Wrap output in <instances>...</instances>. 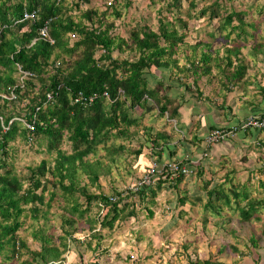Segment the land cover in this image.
Masks as SVG:
<instances>
[{"label":"trees","instance_id":"obj_1","mask_svg":"<svg viewBox=\"0 0 264 264\" xmlns=\"http://www.w3.org/2000/svg\"><path fill=\"white\" fill-rule=\"evenodd\" d=\"M168 1L149 0L148 6L162 2L155 7L159 14L156 29L135 25L124 29L122 36L116 21L122 16V9L129 8L130 0H110L109 4L106 1L102 9L81 8L80 4L89 0H0V92L7 95L12 90L14 94L13 99L0 98V117L4 126L7 124L5 130L0 126V252L5 260L19 259L17 264H62L64 253H69L70 258L79 256L89 250L93 241L98 249L103 233L108 234L114 226L133 217L137 207L151 216L150 206L162 191L175 195L172 221L185 215L193 205L200 206L203 223L207 212L218 216L224 208L236 210L243 221L257 216L262 196L251 198L246 183L232 182L231 170L225 171L223 180L217 182L211 163L221 152L232 151L234 139L248 142L242 147L244 150H249L251 144L264 150V139L259 138L264 131L260 129L238 130L234 136L208 145L195 137L192 143L197 147L200 144L201 153L194 161L179 160L191 169L188 175L166 174L164 170V177L157 176L149 186L133 189L139 177L123 189L114 184L111 169L121 165L120 159L141 164L142 148H148L150 159L161 163L177 162V152L190 147L180 143L184 136L170 143L180 105L177 95L170 93L171 83L201 101L197 81L202 77L215 81L213 96H220V100L212 95L204 100L217 108L227 107L241 96L246 97V102L254 99L264 103V36L254 34L259 20L245 19L250 6L243 10L226 7L224 0L188 1L185 19L205 21L200 24L201 36H224L220 55L218 47L213 54L210 52V41L205 42L204 38L192 45L187 42L188 23L180 16L179 0ZM25 10H34L36 17L19 21ZM258 12H264V2ZM47 17L51 18L48 31L53 44L42 40L31 43L36 28ZM249 39L256 40L251 45L257 58L253 66H262L259 77L252 81L245 77L249 65L240 55V48ZM186 49L190 52L186 53ZM114 51L126 55L119 58L113 55ZM17 65L31 73L22 79V88L13 87L19 76ZM46 93L51 98L46 99ZM78 93L79 98L94 97L89 103L73 101ZM262 111L258 114H264ZM14 117L32 123V129ZM161 119L162 126L156 128L153 123ZM170 120L174 127H169ZM215 127L221 126L211 125L209 130ZM135 134V145L129 146ZM15 137L30 148L35 145L34 151L48 159L44 156L37 164L15 171L10 150ZM63 143L68 150L60 147ZM98 149L103 150V155L95 157ZM206 172L208 178L204 177ZM125 173L130 174L128 170ZM101 177L109 179L107 192L100 185ZM187 177L193 179V192L183 186ZM199 178L200 185L196 183ZM83 179L86 181L81 183ZM256 182L264 193V177ZM53 199L62 212L58 216L56 242L45 223L38 222L39 218L47 220V208ZM93 208L96 212L91 215ZM102 209L105 211L99 219L97 212ZM27 213L31 223H37L31 230L32 237L40 242L37 249L29 248L18 233ZM261 232L264 234V227ZM249 240L254 246L256 240ZM89 264H95V259ZM187 264L225 263L195 258L187 260Z\"/></svg>","mask_w":264,"mask_h":264},{"label":"rangeland","instance_id":"obj_2","mask_svg":"<svg viewBox=\"0 0 264 264\" xmlns=\"http://www.w3.org/2000/svg\"><path fill=\"white\" fill-rule=\"evenodd\" d=\"M106 1L109 0H89L88 3L83 5L80 4V6L81 8L91 6L102 9L104 5H106ZM133 1H135V4L133 6L130 5L127 9H122V16L116 21V25L119 27L118 31L122 33V36L124 29L128 27L131 28L135 25L140 26L141 24H145L149 25L152 29H156V16L159 14H157L155 7L162 5V2L146 8L139 6L143 1L146 2L149 0H132V2ZM188 1L189 0H179V6L182 11L180 16L182 19L186 18L185 12ZM263 2L264 0H251L249 4L248 0H224L226 7L232 6L237 9L245 10L249 9L250 6L245 19L248 21L259 20V23L255 24V36H264V12H258L259 6L263 4ZM201 4L202 2L199 1V5ZM138 17L142 18L143 21ZM185 20H187L189 29V31L187 30L186 39L190 45L194 44L195 40L197 41L204 38L205 42L210 41V52L213 53L219 42L224 40V36L220 35L216 37L214 35V38L206 35L201 36L203 35V28L200 24L205 22L204 20L193 18ZM215 33L217 34V32ZM223 33L224 32H221L220 34L222 35ZM125 35L124 33V36ZM249 40L253 41L254 39ZM199 49L200 48H197L196 52H198ZM185 52L189 53L190 51L186 49ZM113 55L120 58L126 55V53L123 52L122 54H118L114 51ZM171 85L177 87L176 83H171ZM201 101L203 100L201 99ZM162 120L163 119L156 120L153 123L155 127L160 128L162 126ZM169 122H171L169 127H174L173 121L170 120ZM177 126H180L179 122ZM130 129L133 131L135 130L132 127ZM136 137H138L137 134H135L134 140H131L129 146L135 145ZM259 138L264 139V134L260 133ZM234 140L232 143V151H228V153L221 152L220 156L215 158V161L211 163L214 179L217 182L222 181L224 172L231 170L229 177H232V182L246 183V188L251 198L262 196L263 202L258 209L257 216L254 215L249 220L243 221L238 216L236 210L224 208L220 210V215L218 216L210 215V213L207 212V221L203 223L201 220L202 211L200 206L193 205L187 210L188 212H186L185 215L172 221L171 215L175 212V207H173L175 204V195L162 191L155 197V203L150 206L152 210L151 216H146L144 208L137 207L136 214L133 217L114 226L108 234L103 233L104 237L101 238L98 249H95V242L93 241L89 250H86L79 256L70 258L69 253H64L61 259L62 264H89L93 259H95V264H187V260H194L195 258L208 259L211 263H213V261H221L225 264H264V234L261 232V229L264 227V193H262L261 187H258V183L256 182V180H262L264 177L261 171L264 167V150L263 148L256 149L252 144L249 150H244L242 147H245L244 144L248 142L246 140ZM235 143H237L239 147L236 146ZM60 147L68 150V146L65 143L61 144ZM34 148L35 145L30 148L29 145L23 142L19 137H15V139L10 142V150L14 157L15 171L20 172L24 170L25 165H35L40 158L45 156L43 153L35 152ZM149 152L148 148H142L143 154L140 158L142 160L141 164H139L137 160L133 161L129 159L130 163H128L120 159L119 162L121 165L111 169L112 177L115 181L114 184L123 189L122 187L124 185H129L143 175L145 172L144 169L147 168L154 159H150ZM125 154L124 156H126ZM101 155H103V150L98 149L95 153V157H100ZM45 158L48 159L47 156H45ZM126 165L127 168H125ZM126 170H128L130 174H126ZM204 177H209L208 172L204 174ZM201 179L202 178L197 179L196 183L198 185L201 184ZM108 180L107 178H100V185L104 192L108 191ZM85 181L86 180L83 179L81 183ZM192 183L193 179L187 177L185 178L183 186L186 187L188 191L193 192L194 187ZM179 186L182 187V184ZM203 199L204 198L201 200ZM57 204V201L53 199L50 202L51 206L47 208V220L42 218L38 220V222L41 221L45 223L47 227L46 230L48 229L47 231L53 234V240H55V242L59 234L58 216L62 214ZM104 211L105 209L100 210V212L98 210L97 216H99V219ZM95 212L96 210L93 208L91 210V215ZM36 225L37 223H31L29 213H27L23 226L18 230L20 237L23 238L26 245L31 249H37L40 243L31 235L32 226L34 227ZM97 227L96 225L95 229H97ZM82 231L84 233L83 236H86V225H83ZM250 238L256 240L254 246H252L249 240ZM80 239H82V237ZM92 246L94 247L92 248ZM5 253L7 255V252ZM18 260L19 259L16 258L5 260L3 251L0 252V264H17Z\"/></svg>","mask_w":264,"mask_h":264},{"label":"crops","instance_id":"obj_3","mask_svg":"<svg viewBox=\"0 0 264 264\" xmlns=\"http://www.w3.org/2000/svg\"><path fill=\"white\" fill-rule=\"evenodd\" d=\"M122 2V0H120ZM130 5H134L135 1L132 2ZM149 1L142 2L139 7H146L148 8ZM139 18V17H138ZM217 41V40H216ZM219 42V41H218ZM227 42V41H226ZM256 40H249L245 45H243L240 48L241 56L243 60L248 63V68L245 72V77L248 78L250 81H252L255 78L259 77V72L261 71V65L260 63H257L255 68L253 66V61L257 60L255 58L254 49L251 48V45L254 44ZM200 44V43H199ZM217 44V43H216ZM219 48L218 54L223 55L221 52V45L220 42L217 46ZM216 49V48H215ZM199 54V51L197 52ZM213 54V53H212ZM197 88L201 91V99L200 100L194 98L188 90L184 89L182 86L175 85L172 86V91L170 93L177 95L176 102L180 104L179 112H178V118L176 124V131L175 134H172V140L170 143H174L177 140H180L179 138L184 136V140L180 141L184 142L187 147H189L185 152L181 153V149L177 152V154L174 156V158L180 160L189 158L191 160H195L198 155L201 153L198 149L199 147L195 146L192 143V140L196 138L203 139V136L205 133L209 130V127L211 125L213 126H222V125H232L237 120H241L247 115L250 114H258L264 109V103H258L257 100H250L245 101V96H241L240 98H236V100H233V104L225 106L224 108H217L215 106H212L211 104L207 103V100L205 99V96H213L215 89H217V83L215 81H209L205 80L204 77H202L199 81H197ZM249 94V89L246 90ZM210 98V97H209ZM213 98L216 99V101L220 100V96H213ZM205 101V102H204ZM264 111V110H263ZM262 111V112H263ZM178 122L180 123V126L178 125ZM157 128V127H156ZM264 134V132H261ZM164 159L168 160L167 155L163 154ZM173 158V159H174Z\"/></svg>","mask_w":264,"mask_h":264},{"label":"built area","instance_id":"obj_4","mask_svg":"<svg viewBox=\"0 0 264 264\" xmlns=\"http://www.w3.org/2000/svg\"><path fill=\"white\" fill-rule=\"evenodd\" d=\"M110 0L107 1V4H109ZM36 17V12L34 10L31 11H23L22 17L19 21H25V20H32ZM51 21L50 17L45 18L42 23L36 28L35 31V37L31 40V43H33L35 40H42L47 42L48 44H53V39L49 35L48 31V25ZM57 64V62H56ZM17 71L19 73V76L16 79V82L13 87H19L22 88V79L25 78L26 76H30L31 73L28 71H23L20 69V67L17 65L16 66ZM118 93H121V90H118ZM80 93H78L77 97H74L73 101H82V100H87L88 103L92 100L94 96H88L85 98H79ZM0 98L4 99H13L14 94L13 91H9V93L3 94L0 92ZM51 98L50 93H46V99ZM203 99V98H202ZM15 119H18L22 122L23 126L26 127L27 129L31 130L32 129V123L30 122H25L17 117H14ZM10 121V120H9ZM8 121V123H9ZM0 126L2 127L3 130L7 128L4 126L2 123V118L0 117ZM247 128H255V129H260L264 131V114L259 115V114H250L244 117L239 121L238 124H232L228 125L227 127H215L211 130H208L205 135L203 136V144L208 145L212 144L215 142H218L220 140H223L226 137H232L235 135V133L238 130H244ZM189 159V158H185ZM190 161H194L191 160ZM166 170L167 173H174V174H183V175H188L191 173V169L187 167L185 163H179V160L177 162L174 161H164V162H158L156 160H153L150 162V165L147 167L143 175H141L134 183V186L132 187L133 189L139 188L141 186H149L153 184L154 180L157 178V176L164 177V175H161L162 171ZM111 200H114L115 197L110 198Z\"/></svg>","mask_w":264,"mask_h":264}]
</instances>
